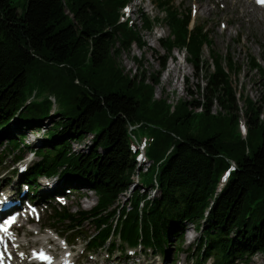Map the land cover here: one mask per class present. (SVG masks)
<instances>
[{
    "label": "trees",
    "instance_id": "obj_1",
    "mask_svg": "<svg viewBox=\"0 0 264 264\" xmlns=\"http://www.w3.org/2000/svg\"><path fill=\"white\" fill-rule=\"evenodd\" d=\"M129 1L26 0L19 12L13 0H0L4 154H13L15 162L23 158L24 149L37 156L21 176L34 202L52 195L37 194L40 175L55 174L68 191L84 187L96 195L88 210L71 212L49 204L65 233L85 221L94 224L84 240L87 249H103L111 256L119 245L121 253L126 245L141 246L144 252L150 249L166 257L165 245L172 240L178 241L171 243L175 252L183 251L189 223L198 233L191 248L193 264H205L209 257L213 264L247 263L255 253L264 258V95L256 103L239 93L246 104L243 134L242 109L231 82L239 66L229 55L214 51L203 25L190 27V9L182 13L174 0H156L170 29L159 39L161 68L174 50H185L195 75L205 73L204 86L197 83L188 99L174 104L165 97L156 99L160 72L131 75L117 62L133 44L146 45L137 25L128 17L121 20V9ZM153 25L142 14V27L151 30ZM204 46L212 65L202 59ZM249 66L263 75L259 59L250 57ZM58 67L65 74L56 78L50 69ZM50 95L54 102L59 98L53 113ZM216 105L219 110L213 113ZM54 115L60 117L47 125L44 121ZM12 123L32 136L41 131L42 145L34 148L24 142L22 133L8 135ZM137 130L146 139L150 164L145 170L138 166L139 152L132 145ZM72 140L82 143L78 149ZM127 191V202L119 204V195Z\"/></svg>",
    "mask_w": 264,
    "mask_h": 264
},
{
    "label": "rangeland",
    "instance_id": "obj_2",
    "mask_svg": "<svg viewBox=\"0 0 264 264\" xmlns=\"http://www.w3.org/2000/svg\"><path fill=\"white\" fill-rule=\"evenodd\" d=\"M25 1L13 0L18 5L19 12H22ZM232 1L233 3L229 4L227 1L223 2L222 0H174V5L182 13L190 9L192 14L190 25L194 23L203 25L210 34L214 51L223 56L229 55L236 65L239 66L240 70L236 74H231V82L237 91L238 104L242 109L240 112L241 123H243L245 116L242 111L245 109L246 104L243 102L242 97H239V93L253 99L256 103L264 95V73L261 75L258 69H253L249 66L250 57H255L259 59L264 69V9L254 6L248 0ZM247 4L251 5L250 9H253L252 11H248ZM121 12H124L123 18L128 16L137 25V29L146 42V45L142 48H138L133 44L129 51H124L118 56L117 62L123 68L124 73L132 75L134 72L139 73L143 70L148 77H151L160 72V80L155 86L154 97L156 99L165 97L172 104L177 100L188 99V91L195 90L197 83L204 86L205 73L201 72L199 75H195L196 73L187 59L185 50H174L171 56L168 57L165 67L161 68L158 56L163 52V48L159 44V39L167 36L170 29L166 24L164 13L157 7L156 0H130ZM142 14L149 16L153 20L154 25L151 30H146L142 27ZM155 18H158V20L156 21ZM202 59L212 65L210 51L206 46L202 49ZM176 63H181V70H170ZM223 64L225 65L224 62ZM50 72L54 77L59 78V75L63 74L65 69L58 67L57 70L54 68L50 69ZM33 93L34 91H32L31 96ZM25 94L29 95L28 87L25 90ZM50 97L53 101L51 105V113H53L58 108L59 98L54 102L53 95H50ZM30 98L28 96V99ZM218 110L219 107L217 105L214 106L213 113ZM262 113L263 115L260 116V119L264 121V107ZM58 117L60 116L54 115L51 119H47L44 122L50 125V122ZM140 132L141 130L135 132L139 137L138 141L143 137ZM6 133L14 137L22 133L24 142L29 144L33 141L32 146L34 148L42 145L40 139L41 131H36L34 137L30 131L12 123ZM89 137L87 136L86 139ZM72 142L75 149H78L82 144L74 143V140ZM3 147L4 144L0 143V160H2L0 163V190L10 188L19 174L20 179H18L19 182L15 187H20L16 194L22 196V201L17 207H23L27 200L30 201L29 199L32 196L28 186L22 182L21 176L38 158L30 150L24 149L23 158L15 162L13 159L14 155L4 154ZM21 164L27 167L21 169ZM42 176L37 177V194L52 195L36 202L41 212L38 219L34 217L31 219L32 223L24 222L20 224L19 222L14 227V232H16L14 234L16 236L15 240L17 242L12 243V248H15L18 254H24L16 258V261H22L24 264V260L29 257V252L40 246V234H47V236H51L53 241V243L49 242V246L52 247L55 256H58L60 252L55 245L57 242L64 244L63 239H65L72 243L69 248L72 250L71 253L73 258H75V264H193L190 258L192 254L191 248L198 239V233L189 223L185 227L181 241L183 251L176 253L172 244L174 241H178L172 240L165 245L166 257L163 253H153L150 249L144 252L139 247L124 246V252L121 253V246L119 245L118 249L114 251V255L111 256H108L103 249L95 251L85 248L84 240L94 232V224L85 221L75 231L65 233V226L51 216L53 210L46 208L44 204L55 205L59 210L63 206L65 210H71V212H75L79 208L88 210L95 204L96 195L84 187H76L68 191V187L64 185L62 179L55 174L46 176L47 178ZM41 179H48L49 181L56 179L57 185L53 188L44 186L40 182ZM135 179L136 175L133 176V182H135ZM139 179L145 184L148 180L144 173L139 174ZM56 191H62L64 197H59V200L58 198L55 199L53 195L60 194ZM150 192H153V190ZM128 193L127 191L119 195V204L127 202L126 196ZM35 200V198L34 200L32 199V202ZM35 230L37 233L34 232ZM204 263L213 264V258L209 257ZM230 264H264V258L260 253H255L247 263L234 260Z\"/></svg>",
    "mask_w": 264,
    "mask_h": 264
},
{
    "label": "bare ground",
    "instance_id": "obj_3",
    "mask_svg": "<svg viewBox=\"0 0 264 264\" xmlns=\"http://www.w3.org/2000/svg\"><path fill=\"white\" fill-rule=\"evenodd\" d=\"M222 1L223 2L227 1L229 4L233 3L232 0H222ZM247 8H248V11H252L253 10V9H250L251 8L250 4H247ZM258 8L263 9L261 7H258ZM180 64L179 63L174 64V66H172L170 68V70H175V69L176 70H181V65ZM20 168L23 169L24 165L21 164ZM18 182H19V180L16 178L15 183L13 185H11V187L8 189L7 197L8 198H12L17 204H21L22 196L17 195L16 192H15V186L17 185ZM40 182L44 186H51L50 188L56 187V185H57L56 179H54V180L52 179L51 181H49L48 179H41ZM34 232H36V230ZM40 235H41V237L39 238L40 246L38 248L32 249L29 252L30 254H29L28 259H30V260H39V259L45 258L46 256H50L51 255V257L53 258L51 264H68L69 260L72 259L71 258L72 250H70L69 248H65L64 244H62V242H57L55 245H59L60 246V249H59L60 252L58 253V256L55 257L53 253H51L50 255H45L46 252L49 253V251H51V249H52V247L49 246V242H48V239L49 238L51 239V236H47V234H40ZM11 239L12 240L9 241V244L17 242V240H15L14 236H12ZM132 248H134V247H132ZM23 255L24 254H18L15 251V249H14V252L11 255L12 258L10 259L12 261V264L22 263V261H19V260L16 261L15 259L19 258V257H21Z\"/></svg>",
    "mask_w": 264,
    "mask_h": 264
}]
</instances>
